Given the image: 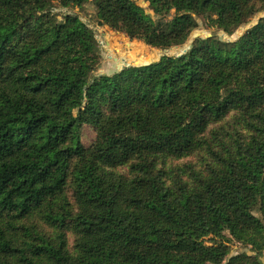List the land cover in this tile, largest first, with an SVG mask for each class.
Returning <instances> with one entry per match:
<instances>
[{
    "label": "trees",
    "instance_id": "trees-1",
    "mask_svg": "<svg viewBox=\"0 0 264 264\" xmlns=\"http://www.w3.org/2000/svg\"><path fill=\"white\" fill-rule=\"evenodd\" d=\"M184 45L197 18L231 35L264 0H0V264H222L207 236L263 264L264 17L236 41L92 76V28ZM170 14V15H169ZM91 125L85 145L79 133Z\"/></svg>",
    "mask_w": 264,
    "mask_h": 264
},
{
    "label": "rangeland",
    "instance_id": "rangeland-1",
    "mask_svg": "<svg viewBox=\"0 0 264 264\" xmlns=\"http://www.w3.org/2000/svg\"><path fill=\"white\" fill-rule=\"evenodd\" d=\"M134 3L152 19L157 20L161 15L155 10L154 5L148 0H133ZM52 11L62 20L65 14H73L89 25L95 33L101 51V62L92 76L111 75L129 66L147 65L159 61L163 56H179L186 52L197 38L216 37L224 42L236 41L250 27L255 25L260 18L264 17V12L256 15L250 23L239 27L233 34L229 35L222 30H218L211 20L206 21L204 18H197L198 26L191 33L189 39L184 45L170 47L168 49L148 46L144 42L132 39L124 33L112 30L108 26L99 25L96 18V9L92 2L86 3L82 8H73L67 10L61 7L57 1L52 2ZM170 15V14H169ZM185 51V52H184ZM81 140L85 145H90L95 134L91 125H82L79 128ZM208 249H218L220 247L226 250V258L222 264H228L230 259L236 255L247 254L257 256L251 245L243 242L230 240L222 241L212 236L202 239ZM260 259L264 264V253H260Z\"/></svg>",
    "mask_w": 264,
    "mask_h": 264
},
{
    "label": "water",
    "instance_id": "water-1",
    "mask_svg": "<svg viewBox=\"0 0 264 264\" xmlns=\"http://www.w3.org/2000/svg\"><path fill=\"white\" fill-rule=\"evenodd\" d=\"M185 52V51H184ZM180 56V55H179Z\"/></svg>",
    "mask_w": 264,
    "mask_h": 264
}]
</instances>
